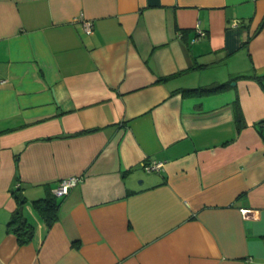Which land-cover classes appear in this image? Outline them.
<instances>
[{
    "label": "crops",
    "instance_id": "crops-1",
    "mask_svg": "<svg viewBox=\"0 0 264 264\" xmlns=\"http://www.w3.org/2000/svg\"><path fill=\"white\" fill-rule=\"evenodd\" d=\"M261 121L264 0H0V264H264Z\"/></svg>",
    "mask_w": 264,
    "mask_h": 264
},
{
    "label": "trees",
    "instance_id": "trees-1",
    "mask_svg": "<svg viewBox=\"0 0 264 264\" xmlns=\"http://www.w3.org/2000/svg\"><path fill=\"white\" fill-rule=\"evenodd\" d=\"M257 78V77H255ZM260 80L261 78H257ZM228 86V83H211L200 87L195 88H184L181 89V92L183 94L188 95H195V94H209V93H215L218 91H222L226 89ZM233 110L235 114L236 121L240 124H242V116L239 104L235 100L233 102ZM264 123V121H261ZM47 139V138H46ZM19 188H15L13 190V194L16 195V197L19 199V208L13 213L12 219L9 222V226L11 229L15 232L17 235V239L19 241V244H26L30 242L32 236H33V226L29 224L23 215V212L21 210V207L24 204V198L21 196V194L18 192ZM33 208L40 214L43 221L47 226L51 225L53 222H55L58 218V202L55 199V196L53 195H47L43 198H38L31 201Z\"/></svg>",
    "mask_w": 264,
    "mask_h": 264
},
{
    "label": "built area",
    "instance_id": "built-area-1",
    "mask_svg": "<svg viewBox=\"0 0 264 264\" xmlns=\"http://www.w3.org/2000/svg\"><path fill=\"white\" fill-rule=\"evenodd\" d=\"M85 25H86L85 32L87 34L91 33L92 32L91 22L87 21ZM196 32L198 36L204 34V31L199 28H197ZM143 166L146 170H158L162 167V162L153 160V161L144 163ZM81 179L82 177L80 175H72V176L60 178L57 181L56 186L52 190L53 195L56 197H60V196L67 194L71 188L75 187L81 181ZM254 213L255 211L250 210V209L243 210V214L246 217H253Z\"/></svg>",
    "mask_w": 264,
    "mask_h": 264
}]
</instances>
